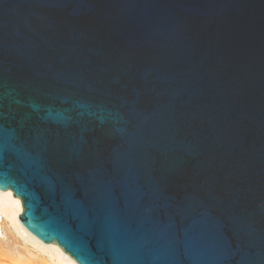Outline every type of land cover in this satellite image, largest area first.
Segmentation results:
<instances>
[{
    "label": "water",
    "instance_id": "1",
    "mask_svg": "<svg viewBox=\"0 0 264 264\" xmlns=\"http://www.w3.org/2000/svg\"><path fill=\"white\" fill-rule=\"evenodd\" d=\"M0 189L77 264H264V0H0Z\"/></svg>",
    "mask_w": 264,
    "mask_h": 264
},
{
    "label": "bare ground",
    "instance_id": "2",
    "mask_svg": "<svg viewBox=\"0 0 264 264\" xmlns=\"http://www.w3.org/2000/svg\"><path fill=\"white\" fill-rule=\"evenodd\" d=\"M22 212L20 198L0 189V264H77L59 246L44 243L26 230L19 220Z\"/></svg>",
    "mask_w": 264,
    "mask_h": 264
},
{
    "label": "snow or ice",
    "instance_id": "3",
    "mask_svg": "<svg viewBox=\"0 0 264 264\" xmlns=\"http://www.w3.org/2000/svg\"><path fill=\"white\" fill-rule=\"evenodd\" d=\"M190 251H194L199 245L203 243V237H197L195 235L189 236L185 242Z\"/></svg>",
    "mask_w": 264,
    "mask_h": 264
},
{
    "label": "rangeland",
    "instance_id": "4",
    "mask_svg": "<svg viewBox=\"0 0 264 264\" xmlns=\"http://www.w3.org/2000/svg\"><path fill=\"white\" fill-rule=\"evenodd\" d=\"M22 243V242H21ZM23 244V243H22ZM32 250H34V249H32ZM36 254H39L38 252H36V251H34ZM40 255V254H39ZM41 256V258H47V260H48V257L47 256H43V255H40Z\"/></svg>",
    "mask_w": 264,
    "mask_h": 264
}]
</instances>
